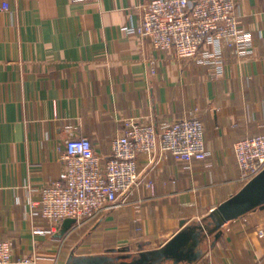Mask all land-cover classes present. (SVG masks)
Here are the masks:
<instances>
[{
    "label": "crops",
    "instance_id": "1",
    "mask_svg": "<svg viewBox=\"0 0 264 264\" xmlns=\"http://www.w3.org/2000/svg\"><path fill=\"white\" fill-rule=\"evenodd\" d=\"M150 1L0 0V241L12 243L14 258L66 264L73 252L158 249L246 185L234 146L264 133V0H238L252 46L246 56L226 49L218 79L212 66L127 32ZM193 115L205 123L206 160L142 154L144 182L127 205L63 238L35 232L48 223L33 204L59 178L67 139L88 137L108 156L129 121L160 128ZM261 228L264 209L228 222L194 264H264ZM84 230L98 238L96 249L81 253L68 242Z\"/></svg>",
    "mask_w": 264,
    "mask_h": 264
},
{
    "label": "built area",
    "instance_id": "2",
    "mask_svg": "<svg viewBox=\"0 0 264 264\" xmlns=\"http://www.w3.org/2000/svg\"><path fill=\"white\" fill-rule=\"evenodd\" d=\"M97 1L72 0L74 4ZM237 5L238 0H152L139 7L140 24L126 29L141 39L150 38L156 50H173L180 59L212 66V77L218 79L224 73L226 49L246 56L252 46L250 34L240 28ZM205 130L198 115L166 121L160 128L129 121L123 135L112 140L108 156L97 153L88 137L67 139L59 178L43 186L33 204L39 207L33 215L48 223L35 232L57 235L68 218L80 226L127 205L144 182L138 166L142 154L171 155L188 163L206 160ZM234 152L245 184L264 171V133L239 140ZM259 237H264V230H259ZM0 264H36V258H14L12 243L1 240Z\"/></svg>",
    "mask_w": 264,
    "mask_h": 264
},
{
    "label": "water",
    "instance_id": "3",
    "mask_svg": "<svg viewBox=\"0 0 264 264\" xmlns=\"http://www.w3.org/2000/svg\"><path fill=\"white\" fill-rule=\"evenodd\" d=\"M258 209H264V171L203 220L184 226L158 249L137 253L128 248L111 249L99 255L73 252L66 264H194L203 256L204 246L211 236L219 238L225 224ZM76 222V219H66L58 236L65 237Z\"/></svg>",
    "mask_w": 264,
    "mask_h": 264
},
{
    "label": "rangeland",
    "instance_id": "4",
    "mask_svg": "<svg viewBox=\"0 0 264 264\" xmlns=\"http://www.w3.org/2000/svg\"><path fill=\"white\" fill-rule=\"evenodd\" d=\"M96 221V220H95ZM86 222L88 221H85L82 225H84ZM81 225V226H82ZM75 226V225H74ZM261 230H264L261 228ZM88 231L87 230H84L83 232L81 231L80 235L78 234V237H76V239L74 238L71 242H68V244L72 245L75 247V244H76V247L78 250H81L80 252L83 253V252H91V250H94L96 248H92V246L94 247V241L95 238H98L97 234L96 235H91V233H87ZM259 232V231H258ZM71 241V240H70ZM124 247H122L123 249Z\"/></svg>",
    "mask_w": 264,
    "mask_h": 264
}]
</instances>
